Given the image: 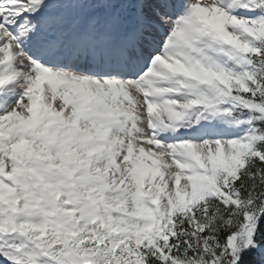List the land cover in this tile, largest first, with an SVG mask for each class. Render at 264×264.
I'll use <instances>...</instances> for the list:
<instances>
[{
    "label": "snow or ice",
    "instance_id": "1",
    "mask_svg": "<svg viewBox=\"0 0 264 264\" xmlns=\"http://www.w3.org/2000/svg\"><path fill=\"white\" fill-rule=\"evenodd\" d=\"M0 264H264V0H0Z\"/></svg>",
    "mask_w": 264,
    "mask_h": 264
}]
</instances>
